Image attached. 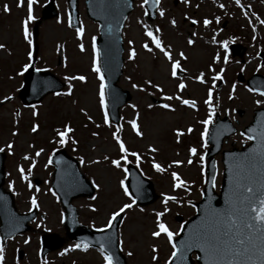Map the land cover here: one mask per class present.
<instances>
[{
	"label": "rangeland",
	"instance_id": "1",
	"mask_svg": "<svg viewBox=\"0 0 264 264\" xmlns=\"http://www.w3.org/2000/svg\"><path fill=\"white\" fill-rule=\"evenodd\" d=\"M232 6H236L238 11L232 14V8L228 12L229 16L224 15L229 24V29H224L222 24L208 25L205 27L202 23L208 14L204 7H199V0H188L185 4L174 3V0H161L159 8L164 10L165 15H159L154 21H148L144 15V8H141V0H135V8L130 14L123 28L124 36V71L119 81L120 86L131 93V99L120 107V124L116 125L110 121L111 127L103 124V112L99 106V97L97 95L99 80L97 75L91 71V61L93 58L92 43L93 37L99 34V26L96 22L86 15L84 0H79V9L81 24L84 32L81 38L76 36V28L69 27V5L67 0H55L58 14L52 18L41 19L42 9L48 0H38L33 6L35 21L29 23L30 39L36 40L38 46L36 53L35 66L39 69H47L56 75L61 81L65 82L63 88L58 92H52L43 97V99L32 104L36 106L38 115L32 116V105L25 106L18 96V92L23 85V75H17L23 64L29 63L27 51L29 46L23 39L21 31V21L27 15V0H24L23 7H17L18 0H0V44L5 48L0 49V101L3 97L11 96L9 101L0 103V148H4L5 159V187L9 188V183H13L10 189L13 191L18 205L27 209L30 206V196L35 194L37 202L42 212L47 216V228L65 236V227L62 224L64 211L57 195L53 196L48 191L51 188V180L54 173L53 164H47L48 157L52 156L53 149L65 148V150L75 157L80 163V157L84 158V163H80V170L92 182L99 185L95 188L91 199L90 195L79 196L75 198L73 204L79 210V221L95 228H102L107 223L108 217L112 211L117 210L122 204L130 203L129 197L125 196L123 189L120 187V181L124 180L125 186L128 180V172L125 173L123 168H127L128 163L137 166L134 157H128V163L123 164V168L117 169L110 165L108 161L103 160V156L108 155L110 158H118L120 153L116 145L112 132L117 126H122L119 133L129 151H135L141 155V161L138 169L142 171L143 176L152 181L156 198L148 202L145 206L135 203L132 209L124 213L122 224L119 228V240L128 264H165L172 249L165 237L153 238L150 233L155 230V212L163 211V196L174 195L177 202L169 201L167 207L169 211L165 213L162 219L170 230L177 233L173 240L179 235L185 222L196 213L195 202L202 198V191L205 186L207 174L206 166L208 159L206 157L209 144L207 137L203 140L200 133L204 127L199 121L205 119L208 115V106L204 104L207 99L209 88L213 90L212 105L215 108L213 121L218 114L220 117L227 116L229 120L237 127L235 134L231 135L224 142L225 149H232L234 146L240 148L242 144L248 143L246 135H241L242 130L248 126L254 117L255 110L264 106H258L254 103L256 99H262L247 90L246 83L238 81L239 72H243L246 78L252 75L259 65L258 56L261 49H264V25L256 24L255 19L249 15L244 17L246 7L243 9L238 6L235 0H232ZM196 2V3H195ZM4 5L10 9L4 12ZM241 5L260 12L261 19L264 20V4L260 0H241ZM250 6V7H249ZM224 13V12H223ZM59 18L60 22H57ZM175 19L176 24L173 26L170 21ZM196 19L197 25H191V20ZM249 19L252 25H255L256 31L253 32L252 25L248 23ZM142 20L151 26H159L161 37L164 45H171L174 59H180L178 53L183 51L187 60H181V67L186 69L185 72L178 74L177 78L170 76V62L163 57L159 50L153 47V52L149 53L141 45L145 37L141 24L137 23ZM38 24V36L33 37V28ZM235 28L234 40L238 38L243 41L248 50L244 57L233 56L230 50V43L233 40L230 36V30ZM192 33L196 35L193 36ZM255 36V39L253 37ZM215 37L216 43L213 42ZM188 39L194 43L189 45ZM132 40L130 46L128 41ZM229 40L227 63L223 62L224 49L219 41ZM234 42V41H232ZM84 45V51L81 52L78 45ZM36 46V48H37ZM151 46V45H150ZM32 44L31 50L33 51ZM133 47L137 56L134 60L128 59V49ZM219 53L221 60L213 62V57ZM33 61V60H32ZM32 63V62H31ZM212 65L214 71H209L208 66ZM66 65V66H65ZM221 73L223 80H217L215 84L212 77L216 72ZM243 68V71L241 69ZM179 71V70H178ZM200 72L205 74V83L201 84L194 79ZM24 74V73H23ZM68 75H84L86 82L73 81V91L71 95H64L67 92V82L65 77ZM11 77V78H10ZM131 77V79H128ZM192 77L193 79H190ZM152 80L163 88V93L157 92L156 89L146 86V91L133 89L132 84L143 85L145 80ZM183 79L187 87L183 91L177 90V84ZM235 84V92H232V85ZM56 93H62L56 95ZM151 93V94H150ZM181 95L184 99H194L197 107L195 109L180 104L178 101H167L166 95ZM233 98L229 99V95ZM162 103H169L175 109L167 110L161 108ZM135 104L134 110L130 105ZM148 104L154 107L149 109ZM84 109L82 113L80 110ZM234 110V111H233ZM20 115H15L16 112ZM139 113L138 123L143 133L142 137H137L132 131L131 126L127 123ZM86 113V114H85ZM87 116H91L89 121ZM39 124L36 133L31 132L32 125ZM68 123L74 133L69 134L77 141L73 145L70 142L64 146L55 142V129H63V125ZM96 125H100L99 128ZM191 125L193 131L187 132V127ZM175 129L184 132L183 136L177 142ZM17 135L13 136L12 133ZM97 132L98 136L92 133ZM9 142L13 143L12 154H9L5 147ZM205 147H201L205 144ZM29 145H33L29 148ZM149 145L156 147L158 151L151 153ZM196 147L198 155L191 156L193 163L189 165L187 160L190 156L188 149ZM43 148L44 151L39 157H35V151ZM25 153L36 159V165L32 169V175L29 179L36 185L35 180L42 183L37 186L40 192L35 189H28L27 182L22 181L17 171V166L22 165L26 174L30 161H24L22 157ZM199 154L205 157L204 163H199ZM222 155H216L217 173H216V190L219 191L222 176L223 165L221 162ZM100 160V163H89V161ZM160 163L168 170L164 173H157L152 167V160ZM173 160H181L184 163L177 167L172 165L168 167ZM146 165L145 167H142ZM203 168V171L201 169ZM176 171L183 180L188 182V189L173 190L171 172ZM47 181V183H45ZM84 186L80 185L79 191ZM54 192V191H53ZM89 205L97 210L94 212ZM143 209V211H141ZM39 233L36 230V234ZM34 234V235H36ZM31 236H27V238ZM25 236L19 238L15 245L24 242ZM18 243V244H17ZM11 246V250L14 247ZM76 244L75 241L68 239L64 247L60 250L51 252L50 264H103L99 251L93 248L70 249L67 253L60 255L65 248ZM152 245L158 249L156 255L158 259L152 261ZM31 254L35 255L32 250L37 247V241L33 238L32 243L28 246ZM14 252L11 255L14 257ZM132 252L129 256L128 253ZM16 259V257H14ZM27 260L30 262L29 255Z\"/></svg>",
	"mask_w": 264,
	"mask_h": 264
},
{
	"label": "snow or ice",
	"instance_id": "2",
	"mask_svg": "<svg viewBox=\"0 0 264 264\" xmlns=\"http://www.w3.org/2000/svg\"><path fill=\"white\" fill-rule=\"evenodd\" d=\"M236 4L240 6L242 9L245 7L244 5H241V0H235ZM38 3V0H27V15L26 18H24L21 21V31L23 35V39L27 42L29 46V50L27 51V58L29 63H25L21 66L20 71L17 73V75H23L25 71L29 69L31 66V62L33 60V51L31 50L33 41L30 39L31 32L29 31V23L32 21H35L37 17L34 15L33 12V6ZM184 3L187 4L188 0H184ZM160 4V0H141V8H144L146 5H150L151 8L157 9L159 11V15L163 17L165 15L164 10L162 8H158V5ZM24 6V0H18L17 7H23ZM130 7L131 5H126ZM220 7H224V5H220ZM250 7V6H249ZM4 12H9L10 9L7 5H4L3 8ZM246 17L249 15L248 12L243 13ZM144 15L148 16L149 12L147 9L144 11ZM252 17H255V19L261 24L264 25V20H262L255 12L251 13ZM126 19V17H125ZM217 23H219V17H216ZM57 22L59 23V18L57 19ZM137 23L141 24V27L143 29V35L145 37L144 43L141 45V47L146 50L149 53L153 52V47L157 50H159L160 53H162L163 57H165L170 62V76L173 78H177V72L183 73L186 71V69L181 67V60H187V56H185V53L183 51H180L178 53V56L180 59H174L172 55V48L171 45H164L161 37L159 36V33L161 32V29L159 26H151L147 23H144L142 20H138ZM170 23L175 26L176 21L175 19H172ZM192 24H197L198 21L196 19L191 20ZM203 25L207 27L211 21L207 18L203 19L202 21ZM248 23L252 25L251 19H249ZM71 23H69V27H71ZM253 32L256 31L255 25H252ZM84 32L83 25L81 24L80 27L76 29V36L77 38H81ZM193 36H195V33H192ZM95 37L92 38V51L94 53L92 61H91V71L94 72L97 75V78L99 80L98 85V91L97 95L99 97V106L103 112V124L111 127L109 114L107 111V103H106V89L107 84L105 82V76L104 73L101 71V66L99 63V52L96 47L95 43ZM255 39V36L253 37ZM213 42L216 43L215 37H213ZM187 43L189 45H192L194 41L192 39H188ZM220 45L224 49V55H223V62L227 63L229 60L228 55V45L230 43L229 40H223L219 41ZM128 44L131 46L133 44L132 40L128 41ZM151 45V46H150ZM81 52L84 51V45L81 43L78 45ZM5 45L0 44V49H4ZM137 56L136 50L133 47H129L128 49V59L134 60ZM221 60V56L219 53H217L213 57V62H217ZM66 66V65H65ZM261 65H257V68L259 69ZM209 71H214L212 68V65L210 64L208 66ZM37 71H40V69H36ZM243 71V68L241 69ZM224 72V69L221 68L220 72H216L215 75L212 77V82L215 84L217 80H223V76L221 73ZM11 78V77H10ZM65 81L67 82V92L63 93L64 95H71L73 91V81H80V82H86V76L84 75H68L65 78ZM128 79H131V77H128ZM190 79H193L190 77ZM196 81H198L201 84H204L205 81V74L203 72H200L198 75L194 77ZM146 86H149L151 88L156 89L157 92L163 93V88L158 83H153L152 80H145L143 85H137L132 84L133 89H138L139 91H146ZM187 87L186 83L183 79L180 80V82L177 84V90L183 91ZM247 90L255 95H258L262 99H256L254 100V103L258 106H264V90H261L259 87H248L245 85ZM236 85H232V92H235ZM62 93H56V95H61ZM151 94V93H150ZM229 99H232L233 96L230 94ZM12 97L5 96L3 97V101H9ZM164 99L167 101H178L180 104L188 106L190 108L195 109L197 107L196 101L194 99H184L181 95H166L164 96ZM3 101H0L2 103ZM213 101V90L212 88L208 89L207 92V99L204 100V104L208 106V115L205 119L199 121L200 124L203 125L204 131L200 133V136L202 140L207 136L208 134V126L213 123V115L215 112V108L212 105ZM134 110L136 109V105L132 104L130 105ZM163 109L172 110L175 109L172 107L169 103H162L159 105ZM32 116L36 117L38 115L36 111V106L32 105ZM147 107L149 109H152L154 106L152 104H148ZM82 113L84 112V109L82 108L80 110ZM234 111V110H233ZM86 114V113H85ZM15 115L19 116L20 113L17 111ZM139 113H136V116L129 120L127 123L131 126L132 131L135 133L137 137H142L143 133L140 130V126L138 123ZM87 119L89 121L92 120L91 116H87ZM39 124L34 123L31 127V132L36 133L39 129ZM97 128L100 127V125H96ZM122 130V126H117L116 130L112 132V137L118 146V151L120 153L118 158H110L108 155L103 156L104 161H108L110 165L114 166L117 169L123 168L122 162L124 164L128 163V157L132 156L135 158L137 162V166H139V163L141 161V155L138 154L135 151H129V149L126 147L124 141L122 140L119 133ZM175 136L177 139V142H179L180 138L183 136L184 132L180 129H175ZM193 131V128L191 125L187 127V132L191 133ZM255 130L253 128H249L248 132L252 133ZM55 142L58 143L61 146H64L66 143H71L73 145L77 144V141L73 139L69 134L74 133V129L68 124L65 123L63 125V129H55ZM13 136L17 135V133L14 131L12 133ZM93 136H98L97 132L92 133ZM241 135H244V133H241ZM246 139L249 141H252L254 139H257L259 141L260 147L251 149L248 153L247 159L250 160V165L248 170L243 175H238L235 179V189L232 193V195L229 198L228 206L220 211H215V217L216 222L215 224L204 230L200 231L198 233H194L189 240L183 241L181 248L178 250L177 245L173 242V237L177 235V233L173 232L169 229L167 224L164 222L162 217H164L165 213L169 211V208L167 207V204L169 201L173 202H179L177 197L174 195H166L162 194L163 200L162 204L164 205L163 211H157L155 212V230L150 233L151 237L153 238H161L162 236L165 237L168 241V243L171 245V253L168 256L167 260L165 261V264H170L171 261L174 260V258H177L178 251L180 253V259H183L184 253L189 252L192 249L196 248L199 249L201 252H203L206 256V262L205 264H264V132H261L259 136L254 137L253 135H247ZM205 144H202L201 147H205ZM9 152V154H12L13 149V143L9 142L5 146ZM33 145H29V148H32ZM4 151V148H0V152ZM44 151L43 148L37 149L35 151V157H39L41 153ZM55 151V149H53ZM149 151L151 153H156L158 149L156 147H153L152 145H149ZM190 156L187 160V163L191 165L193 163V160L191 159V156L198 155V151L196 147H190L188 149ZM24 161H30L27 174L25 171V168L22 165L17 166V171L19 173V177L22 181L27 182V188L28 189H35V192H40L39 187L35 186L32 181L29 179V177L32 175V169L36 165V159L29 154L25 153V155L22 157ZM205 161V157L203 154H199V163L202 165ZM53 158L52 156L48 157L47 164H45V167H47L49 164H52ZM59 163V161H57ZM80 163H84V158L80 157ZM89 163H100V160L95 161H89ZM184 163V161L181 160H173L171 164L168 167H171L172 165H175L177 167L181 166ZM152 167L155 169L157 173H164L168 169L164 166H162L160 163H157L154 159L152 160ZM124 172L127 173V168H123ZM203 171V168L201 169ZM171 179L173 181L172 188L175 189H188V182L183 180L181 176L176 172H171ZM215 177H213V180ZM47 183V181H45ZM120 187L123 189V193L125 196L129 197L131 200L130 203H124L122 206H120L117 210L112 211L110 216L108 217L107 223L103 225L102 228L97 229V231L103 232L104 229L110 228L113 225L114 221H117L122 213H124L128 209H132L133 205L136 203V200L132 198V193L129 192L128 188L125 186L124 180H121ZM9 188L11 189L13 187V183H9ZM93 187L99 188V185L93 182ZM49 192L53 196H56V193L52 191L51 188L48 189ZM91 199L95 200L96 197L93 196ZM30 205L31 207L28 209L29 212L32 211L34 208H39V204L37 202V196L35 194L31 195L30 198ZM92 211H96L97 209L93 207L92 205H89ZM143 211V209H141ZM43 219V218H41ZM37 228L41 227L40 224L36 225ZM112 237L107 236L101 238V243L99 246V254L102 258L103 264H117V261L115 259L114 253H112L109 249L112 245ZM30 242V237L24 239V244L27 245ZM121 244H123V241H120ZM107 245V246H106ZM87 250L89 248V244L85 241H80L79 243L73 244L69 246V248H65L63 252L60 253V255H63L67 253L70 249H81ZM151 251L153 253L151 259L152 261H156L158 259V256L156 255L158 249L155 245H152ZM129 256L132 255V252L128 253ZM5 260V248L2 243H0V264H4Z\"/></svg>",
	"mask_w": 264,
	"mask_h": 264
},
{
	"label": "water",
	"instance_id": "3",
	"mask_svg": "<svg viewBox=\"0 0 264 264\" xmlns=\"http://www.w3.org/2000/svg\"><path fill=\"white\" fill-rule=\"evenodd\" d=\"M70 5V19L73 26L80 27V15L78 8V0H68ZM86 10L89 17L100 24V35L96 42L100 53V65L104 73L107 89V107L111 120L118 123L120 120V107L131 99L129 90L122 88L119 81L123 74L122 56L124 51V43L122 38V29L128 14L132 10V0H85ZM131 5L130 7L126 5ZM149 12V19H154L156 16V9L146 5ZM58 14L55 0H50L42 12V18H52ZM126 17V19H125ZM35 38L38 36V28L35 27ZM38 49V46H37ZM242 53V52H241ZM240 78L243 80L242 75ZM251 87H259L264 90V76L254 75L248 80ZM64 82L59 80L49 70L37 71L34 64L24 74V85L19 92L23 103L25 105L38 103L43 97L51 92L60 91ZM249 128L255 131L248 132ZM236 132V128L232 125L230 120L217 118V122L212 124L209 133L208 141L211 147L208 151L209 164L207 167V183L203 190V198L196 203L197 212L185 224L180 235L175 239V244L178 250L182 246L183 241L200 231H204L212 227L216 222L215 211H220L228 206V201L235 189V179L238 175H243L249 168L250 160L247 159L248 153L251 149L259 148L260 144L257 139L252 140L243 148H233L232 150H224L222 152V162L224 164V175L221 192L215 191L213 177L216 174L215 155L222 149L224 137H229ZM261 132H264V108L255 111L254 121L245 129L246 135H253L257 137ZM67 162L70 165L65 166ZM4 155L0 152V220L2 225L0 231L3 237L12 236L21 233L28 229L29 215L19 214L14 198L11 193L4 190ZM53 161L56 165L57 172L54 181V188L60 195L63 206L66 208L65 227L67 230V237L70 239L85 241L91 247L99 249L101 238L111 236L112 245L110 251L114 253L117 264H127V259L122 253L119 239L118 226L121 222L122 215L117 221L113 222L110 228L103 232L83 226L78 223L77 210L72 206L71 200L75 196L92 195L94 188L84 175L79 172V163L75 159L68 156L65 150H59L54 156ZM59 161V163H57ZM73 163V164H72ZM130 174L128 187L130 188L134 197L141 203H148L156 198L153 183L142 177L141 174L131 165L128 166ZM77 179H81L85 185L82 191H79L77 184L80 183ZM77 194V195H76ZM66 238L59 237L56 233L44 236V252L61 247ZM107 246V245H106ZM197 254V258H193V254ZM206 256L199 249H192L185 252L183 259H180L178 251L177 258L171 261V264H205Z\"/></svg>",
	"mask_w": 264,
	"mask_h": 264
},
{
	"label": "flooded vegetation",
	"instance_id": "4",
	"mask_svg": "<svg viewBox=\"0 0 264 264\" xmlns=\"http://www.w3.org/2000/svg\"><path fill=\"white\" fill-rule=\"evenodd\" d=\"M175 1H177V0H175ZM178 1H179V3H182L181 0H178ZM260 1L264 4V0H260ZM198 4H199V7H204L205 11L208 13L206 15V18L211 21V23L209 24L210 26H214V24H222L224 29H229V24L231 23L229 20H227V18L224 17V15L229 16L228 12H230V8L233 9L231 11L232 14H234L235 12L242 13L240 10L239 11L237 10L238 8L236 6L235 7L232 6V4H233L232 0H199ZM221 4L224 5V7L221 8L220 7ZM245 7H246V12H248L250 14L252 12H255L261 18V15H260L259 11H256L255 9L252 10V9L248 8L247 6H245ZM216 17H219V23H217ZM244 17H246V16L244 15ZM246 18H248V17H246ZM253 19H255V17H253ZM198 23H200V22H198ZM255 23L256 24H260L256 19H255ZM197 24H195V25H197ZM191 25H194V24L191 23ZM234 29L235 28L230 30V36L233 39L232 41H234V43H236V44H238V43L242 44L243 41L241 39L238 38L237 40H234L236 38V37H233V35L236 32ZM232 41H231V43H232ZM246 48H247V46H246ZM232 50H233V48H232ZM247 50H248V48H247ZM262 51H264V49L260 50V52H262ZM260 52H259L258 56L260 55ZM259 65H260V63H259ZM257 71L258 72H264V67L261 66L259 69L257 68ZM41 218H45V215L40 214V215L37 216L36 220L34 221V223L32 225V229H31L32 232H35L37 230L35 225L38 222L41 221ZM14 240L15 239H12V240H9V241H7L5 243H2L1 239H0V243H2L4 248H5L4 264H40V263L37 262L38 258L39 259L42 258L40 256V251H39L40 241H39V244L37 242V247L34 248L35 251L37 250V254L33 255L32 256V260L29 262L27 260V255H29V259H30L31 254L27 250L29 249L28 246L32 243V240H30V242L27 245H25L24 242H23L22 247H20V248L23 249V259L22 260H17V261H14V257L11 256V255H8V253H6V248L9 247V246H13V244L15 243ZM36 241H37V239H36ZM14 246H16V245L14 244ZM48 256H50V254ZM48 256H46V257H48ZM46 257H45V260H44L43 264H50L52 262L51 259L47 260Z\"/></svg>",
	"mask_w": 264,
	"mask_h": 264
}]
</instances>
